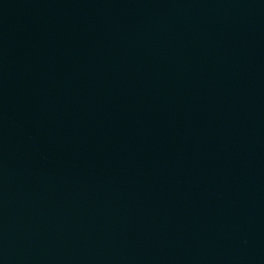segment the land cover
I'll return each mask as SVG.
<instances>
[{"label":"water","instance_id":"95a60500","mask_svg":"<svg viewBox=\"0 0 264 264\" xmlns=\"http://www.w3.org/2000/svg\"><path fill=\"white\" fill-rule=\"evenodd\" d=\"M0 264H264V0H0Z\"/></svg>","mask_w":264,"mask_h":264}]
</instances>
